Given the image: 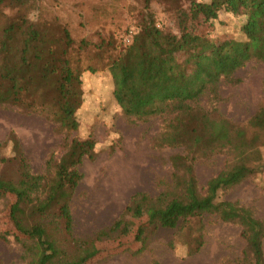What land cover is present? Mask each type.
I'll return each instance as SVG.
<instances>
[{
    "label": "trees",
    "instance_id": "trees-1",
    "mask_svg": "<svg viewBox=\"0 0 264 264\" xmlns=\"http://www.w3.org/2000/svg\"><path fill=\"white\" fill-rule=\"evenodd\" d=\"M16 1L24 5L29 0ZM149 3L144 0L147 12L140 19L138 31L107 59L103 69L122 115L133 122L164 118L165 124L153 144L182 148L185 155L171 158L174 172L168 190L154 197L135 193L126 207V211L145 217L135 233L142 247L132 254L144 251L149 228L182 232L192 221L200 223L214 216L241 229V256L228 264H264V222L238 203L218 201L221 191L264 170V104L245 125L228 120L210 106L220 100L222 84L240 82L236 72L246 62L264 63V0H188L190 19L195 17L207 28L205 35L183 25L180 17L176 19V33L157 26L148 11ZM220 12L244 17L242 40H228L227 34L210 37ZM20 21L0 27V105H18L25 96L30 110L38 111L48 104L49 119L67 133L76 131L75 115L83 103L80 75L84 71L94 74L99 69L88 66L81 70L69 56L74 40L68 29L62 27L56 36L48 31L46 40L45 33L32 23ZM89 46L103 51L113 43L81 40L77 50ZM202 100L209 107L203 106ZM12 144L18 178L7 179L0 173V193L13 197L9 218L24 243L29 264H87L92 241L74 235L70 201L81 180L77 166L83 157L93 158L95 142L70 139L48 175L31 173L16 140ZM216 154L225 156V165L202 189L197 185L192 162ZM8 161L0 157V164ZM108 230L128 233L121 219ZM108 233L102 232L97 238ZM193 241L196 246L190 254L198 250L201 234Z\"/></svg>",
    "mask_w": 264,
    "mask_h": 264
},
{
    "label": "rangeland",
    "instance_id": "rangeland-1",
    "mask_svg": "<svg viewBox=\"0 0 264 264\" xmlns=\"http://www.w3.org/2000/svg\"><path fill=\"white\" fill-rule=\"evenodd\" d=\"M148 11L157 26L175 33L178 17L196 33L207 32L198 19H190L188 0H150ZM146 12L144 0H29L24 5L16 0H0V27L26 20L45 33L46 40L48 31L56 36L62 27L66 28L74 40V49H69L73 61L81 70L88 66L99 69L94 74L84 71L80 75L83 103L76 111V131L67 133L49 119L48 104L38 111L30 110L26 106L30 101L25 96L18 105H0V157L9 160L0 164V173L7 179L18 178L12 140H16L31 173L48 175L49 168L66 151L70 139H92L94 156L83 157L77 166L81 180L70 201L74 235L92 241L87 264H228L241 256L244 247L241 229L214 216L205 217L200 223L194 220L182 232L149 228L145 232L144 251L132 254L142 247L135 240V233L145 223V217L126 211V207L135 193L154 197L168 190L174 172L171 158L185 155L182 148H161L153 144L165 124L164 118L133 122L122 115L112 98L111 80L103 69L107 59L138 31ZM243 21L242 16L220 12L213 21L214 32L210 37L215 39L227 34L228 40H242ZM81 40L91 44L110 41L113 46L103 51L93 46L77 50ZM236 77L240 82L222 84L220 100L209 104L228 120L245 125L264 104V63L246 62ZM206 104L209 107L202 100V105ZM261 153L264 162V148ZM192 165L197 185L203 189L207 180L225 165V156L216 154L195 160ZM222 200L248 208L255 218L264 222V170L221 191L218 201ZM12 201V196L0 193V264H29L24 243L9 218L8 207ZM120 219L126 223L128 233H110L108 229ZM102 232H109L108 236L97 238ZM199 234V248L190 254L196 246L193 239Z\"/></svg>",
    "mask_w": 264,
    "mask_h": 264
}]
</instances>
